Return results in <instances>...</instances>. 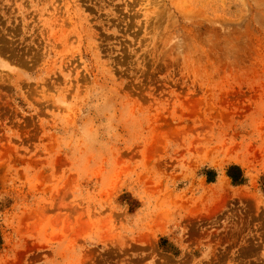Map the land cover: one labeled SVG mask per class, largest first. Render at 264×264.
Returning <instances> with one entry per match:
<instances>
[{
    "label": "rangeland",
    "instance_id": "374dc122",
    "mask_svg": "<svg viewBox=\"0 0 264 264\" xmlns=\"http://www.w3.org/2000/svg\"><path fill=\"white\" fill-rule=\"evenodd\" d=\"M0 232V264H264V0H0Z\"/></svg>",
    "mask_w": 264,
    "mask_h": 264
},
{
    "label": "trees",
    "instance_id": "16d2710c",
    "mask_svg": "<svg viewBox=\"0 0 264 264\" xmlns=\"http://www.w3.org/2000/svg\"><path fill=\"white\" fill-rule=\"evenodd\" d=\"M227 176L231 179V181L235 184L242 183L244 181V177L242 171L238 165H230L226 170ZM214 178V172H207V180L211 181ZM2 244V235L0 232V245Z\"/></svg>",
    "mask_w": 264,
    "mask_h": 264
}]
</instances>
